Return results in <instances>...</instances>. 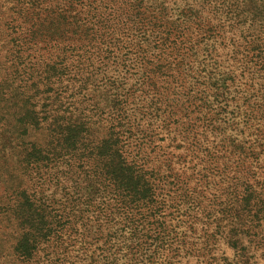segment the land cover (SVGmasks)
<instances>
[{
  "label": "trees",
  "instance_id": "trees-1",
  "mask_svg": "<svg viewBox=\"0 0 264 264\" xmlns=\"http://www.w3.org/2000/svg\"><path fill=\"white\" fill-rule=\"evenodd\" d=\"M139 113L187 133L201 180L225 177L213 203L263 244L264 171L249 165H264V0H0V264L182 263L194 225L167 216L195 187ZM219 120L241 137L227 156L198 143ZM80 221H93L81 256Z\"/></svg>",
  "mask_w": 264,
  "mask_h": 264
},
{
  "label": "rangeland",
  "instance_id": "rangeland-1",
  "mask_svg": "<svg viewBox=\"0 0 264 264\" xmlns=\"http://www.w3.org/2000/svg\"><path fill=\"white\" fill-rule=\"evenodd\" d=\"M174 9L173 14L177 13ZM219 46V44H217ZM220 52L227 54V59L223 63L225 66L232 63V50L229 47H217ZM189 110H192L190 107ZM204 114V111L201 113ZM138 117L144 124V127L149 129H154L156 135V140L159 146H163V149L170 151L171 161L174 166L178 167L181 173H184L186 176L191 175L190 185L194 186L193 198L190 202L180 206V213L187 210L188 216H181L177 212L176 216L171 218L167 216L168 223L174 224L180 222L182 227H186L188 224H193L195 229L194 234V245L191 249L190 254L185 253V251L180 252L178 259L182 261L181 264H264V242L260 245L257 242H253L251 238L242 231V225L239 222L238 217L236 216H225L220 209V206L213 203V198L217 196L222 200L223 190L225 186V177L221 174L220 170L216 174H211L208 178V182L201 180V168L199 159L201 158L200 154H196L194 147L190 144V139L187 138V133L184 135L180 133L175 127H164V123L161 119L154 120L153 117L142 118L141 113L138 114ZM148 122H151L152 125L149 127ZM256 121L253 122V125ZM218 126L220 127L217 130L206 128L202 131V134L199 136L198 143L202 146H208L210 144H216L217 141L220 147L219 148L223 155H228L230 152L229 148L231 147V140L234 142V139H237L236 131L237 128L234 125L233 129L227 127L225 121L219 120ZM258 126L253 128L252 126H244V136L248 133H253L252 136H245L246 146H252L255 148V151L259 149L260 134L259 129L260 124L257 122ZM233 130V131H232ZM259 136V139H257ZM165 139H160V138ZM175 137L177 140L175 144L181 143L177 148H174L171 142V138ZM241 139V137H238ZM231 139V140H230ZM239 139H237L239 141ZM236 152V153H235ZM232 152L229 157L230 162H235V159L238 157V150ZM190 153V155H189ZM157 154L158 158L164 159L162 151H156L153 155ZM262 157H264V150L262 151ZM186 156V157H185ZM264 162V161H263ZM264 166V165H263ZM262 165L250 163L249 172L253 171L258 172L264 171ZM60 187H58L59 192L57 197L60 194H64L63 198L66 205H71L69 195H74L73 188L69 187V183L66 182V178L62 177L60 179ZM54 186L53 184H51ZM52 186L47 187V193H51L54 188ZM69 198V199H68ZM85 198V197H83ZM81 213L78 212V215H83L84 211L90 212L93 214V207L86 206L81 204L79 206ZM87 209H90L87 211ZM92 218V217H91ZM93 219V218H92ZM185 219V220H184ZM84 222H79L78 228L79 232L83 234L84 237L77 234V238H73L71 241L72 252L73 254H83L82 249L83 242L88 241L93 244V221L90 223L89 228L84 229ZM173 227V225H172ZM182 227H179L181 230ZM189 233H193V229H189ZM264 235V232H263ZM168 238V237H166ZM69 242V241H67ZM94 248V245L91 247ZM4 258H0V263L3 262Z\"/></svg>",
  "mask_w": 264,
  "mask_h": 264
}]
</instances>
